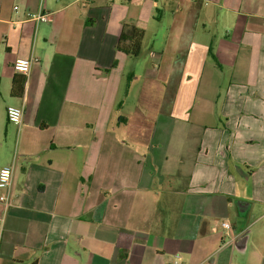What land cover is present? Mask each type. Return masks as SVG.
Here are the masks:
<instances>
[{
    "label": "crops",
    "instance_id": "0c3cea01",
    "mask_svg": "<svg viewBox=\"0 0 264 264\" xmlns=\"http://www.w3.org/2000/svg\"><path fill=\"white\" fill-rule=\"evenodd\" d=\"M3 167L0 264H264V0H0Z\"/></svg>",
    "mask_w": 264,
    "mask_h": 264
},
{
    "label": "built area",
    "instance_id": "2783aa9c",
    "mask_svg": "<svg viewBox=\"0 0 264 264\" xmlns=\"http://www.w3.org/2000/svg\"><path fill=\"white\" fill-rule=\"evenodd\" d=\"M17 8L14 7V10ZM29 20L33 22H47L48 20V14L43 12H38L35 14L29 15ZM154 57V55H151ZM36 59H16L13 63V70L15 72L21 73V74H27L30 70V66L32 63L36 62ZM21 116L22 112L19 108L14 106H8L6 108V119L7 122L13 125H18L21 122ZM12 179V169L11 167H3L0 169V204L2 206V211L5 212L6 209L9 207L11 199L9 195V188L11 184ZM3 221V215L0 214V226ZM222 227L230 233V226L226 223L222 224ZM229 235V234H228ZM176 260H179V256H174Z\"/></svg>",
    "mask_w": 264,
    "mask_h": 264
},
{
    "label": "trees",
    "instance_id": "16d2710c",
    "mask_svg": "<svg viewBox=\"0 0 264 264\" xmlns=\"http://www.w3.org/2000/svg\"><path fill=\"white\" fill-rule=\"evenodd\" d=\"M143 34V30L124 24L122 26L119 41L116 45V50L124 53L126 56L136 58L140 53ZM20 82L21 84L19 85L15 77L12 79L10 94L14 97L22 93V78Z\"/></svg>",
    "mask_w": 264,
    "mask_h": 264
}]
</instances>
